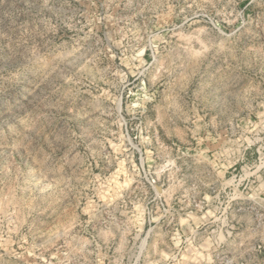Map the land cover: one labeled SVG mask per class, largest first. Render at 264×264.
Wrapping results in <instances>:
<instances>
[{"label":"rangeland","instance_id":"1","mask_svg":"<svg viewBox=\"0 0 264 264\" xmlns=\"http://www.w3.org/2000/svg\"><path fill=\"white\" fill-rule=\"evenodd\" d=\"M0 264H264V0H0Z\"/></svg>","mask_w":264,"mask_h":264}]
</instances>
